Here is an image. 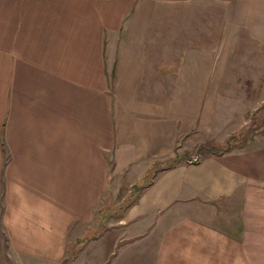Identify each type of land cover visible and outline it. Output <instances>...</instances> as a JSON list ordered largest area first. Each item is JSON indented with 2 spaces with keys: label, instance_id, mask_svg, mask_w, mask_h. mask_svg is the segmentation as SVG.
<instances>
[{
  "label": "crops",
  "instance_id": "0c3cea01",
  "mask_svg": "<svg viewBox=\"0 0 264 264\" xmlns=\"http://www.w3.org/2000/svg\"><path fill=\"white\" fill-rule=\"evenodd\" d=\"M194 1L0 0V264H264V165L178 153L257 121L264 0H212L216 35L179 49L158 11ZM175 156L67 261L111 183Z\"/></svg>",
  "mask_w": 264,
  "mask_h": 264
},
{
  "label": "rangeland",
  "instance_id": "374dc122",
  "mask_svg": "<svg viewBox=\"0 0 264 264\" xmlns=\"http://www.w3.org/2000/svg\"><path fill=\"white\" fill-rule=\"evenodd\" d=\"M219 14V6L212 0H195L193 4H191L190 8H180L176 5L165 4L158 11L157 17L161 20L163 19V25L160 31L161 34L173 35V31L180 33L177 34V39L185 40L183 43L178 41L180 49L181 44L186 45L196 43L199 39L205 38L210 41L218 31V21L220 18ZM172 19L174 20V26L170 25ZM171 45H173V43ZM241 77L242 76L239 77V80L242 79ZM234 93L236 96H240L241 98L247 97L246 93H250L251 95L255 94L253 91H244L243 89L236 91L227 90V94H230L231 96L232 94L234 95ZM260 100L261 97L258 96V102ZM256 119L257 121L254 124L249 122L246 125L245 123L246 128L236 137L235 142H231V149L243 152H253V155H255L258 163L264 165V151L261 152V150L264 149V105L260 107ZM253 134L255 138H253ZM250 139H253L254 142H251L252 144L245 145L247 140L250 142ZM207 143L213 147L217 146V143L211 139H204L196 136L188 139L184 138L178 145V148L180 147L183 151L181 152V150H179L180 152L178 153H185V156L187 157L189 155H199V151H202L200 147L206 145ZM113 167L114 166H111L110 168L113 169ZM135 196L136 193L132 189V186H124L123 182L119 185L117 184V180H115L114 183H111L110 191L107 192L106 196L100 201L95 211L94 221L92 222L94 227H88L84 231L81 238L77 239V241H74L70 245L68 248L67 261L74 258L77 246L80 242L101 233V231L106 228L107 224L113 222V218L119 215ZM3 238V232H0V254H2V250L5 252ZM63 264L69 263L64 262Z\"/></svg>",
  "mask_w": 264,
  "mask_h": 264
},
{
  "label": "trees",
  "instance_id": "16d2710c",
  "mask_svg": "<svg viewBox=\"0 0 264 264\" xmlns=\"http://www.w3.org/2000/svg\"><path fill=\"white\" fill-rule=\"evenodd\" d=\"M264 105V104H263ZM236 137L237 136H234L232 135L229 139H228V142L226 143V145H217L216 147H213L211 145H204V146H201V150H210V151H213L214 153H217V154H220L222 152H226L228 151L230 148H231V142H235L236 140ZM230 144V145H229ZM229 145V146H228ZM226 146V147H225ZM225 147V148H223ZM178 158L177 156L167 160V161H164V162H161V163H156V164H153L152 167H151V170L149 171L147 177L145 179H143L141 182L139 183H136L134 185H132V189L135 191V193L137 194L143 187L147 186L148 183L151 181V178L154 176V174L158 171V170H161L162 168H166V167H171L173 165L176 164ZM133 201V200H132ZM131 201V202H132ZM130 202V203H131ZM129 203V204H130ZM128 204V205H129ZM127 205V206H128ZM100 234V233H99ZM98 235V234H97Z\"/></svg>",
  "mask_w": 264,
  "mask_h": 264
},
{
  "label": "built area",
  "instance_id": "2783aa9c",
  "mask_svg": "<svg viewBox=\"0 0 264 264\" xmlns=\"http://www.w3.org/2000/svg\"><path fill=\"white\" fill-rule=\"evenodd\" d=\"M200 157L201 156H199V155L191 156L188 161H190V162H197V161L200 160Z\"/></svg>",
  "mask_w": 264,
  "mask_h": 264
}]
</instances>
